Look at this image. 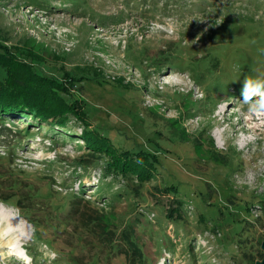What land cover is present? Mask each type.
I'll return each instance as SVG.
<instances>
[{"label": "rangeland", "instance_id": "374dc122", "mask_svg": "<svg viewBox=\"0 0 264 264\" xmlns=\"http://www.w3.org/2000/svg\"><path fill=\"white\" fill-rule=\"evenodd\" d=\"M0 44L59 81L75 110L67 129L0 117V196L15 195L0 207L25 229V249L0 234V264L25 253L41 258L30 264L52 253L50 264H136L101 239L125 228L142 264L262 261L264 129L243 104L217 106L264 72V0H0ZM86 127L107 142L103 157ZM121 151L145 153L152 179L108 170ZM173 199L182 215L168 217Z\"/></svg>", "mask_w": 264, "mask_h": 264}, {"label": "trees", "instance_id": "16d2710c", "mask_svg": "<svg viewBox=\"0 0 264 264\" xmlns=\"http://www.w3.org/2000/svg\"><path fill=\"white\" fill-rule=\"evenodd\" d=\"M20 56H22L21 53ZM20 56L18 51L15 54H11L0 44V69L5 72V77L0 78V117L3 118L6 114L13 116L27 114L40 122L54 124L57 125L58 128L67 129L65 119L61 120L63 117L62 115L69 112L75 113L74 103H71L72 100L70 101L65 97L69 95V92L61 87H56V85L60 84L59 81L48 77L43 70L36 69ZM23 60L25 64L20 62ZM50 81L55 84H52ZM0 121H2V119H0ZM97 134L99 136V132L96 129L90 130L86 127L84 129V135H86L84 142L87 143V141H89L87 146L90 147L89 150L91 151V155L97 154L103 157L102 154L107 150L108 144L101 140L96 142L94 138H96ZM142 153L143 152L132 153L130 151H121V154H118V158L123 162L122 166L118 165L119 160L114 161L113 158L112 160L106 159L107 169L119 174H124L123 172L125 171L136 173L143 184L152 179V175L147 166L148 161L141 156ZM146 168H148L149 175L147 174ZM145 176L149 178L144 180L141 179ZM165 189H170L174 194L177 192L173 186ZM14 196L15 195L0 196V199L2 202H8L10 199H13ZM75 200L76 202L73 203L72 210H75V215L77 214L80 217L82 223H86L85 219L89 218V216H87L85 212L79 213L80 208L78 203L82 201V199L78 197L75 198ZM25 201V199L23 201L22 198H18L16 202L17 208L20 210L24 209L25 206H23L22 203ZM87 202L88 201H85L84 203ZM179 203H181L180 200L173 199L172 204L176 205H172V207L169 208L168 217H173L175 212L179 213L178 215H182L180 213L182 207L178 206ZM26 218L29 222L32 221V216ZM95 221H97V218L93 220L94 223H96ZM99 223L105 228L107 227V224L102 222V220ZM36 239H39V235H36ZM101 239L107 247L111 245L109 248L111 252L117 249L116 251L124 254L127 259L137 261L136 264H142L145 261V255L134 236L133 230H127V228H125L122 231L120 240H111L107 235H103ZM30 256L33 260L41 259L35 254H31Z\"/></svg>", "mask_w": 264, "mask_h": 264}, {"label": "clouds", "instance_id": "9594fccd", "mask_svg": "<svg viewBox=\"0 0 264 264\" xmlns=\"http://www.w3.org/2000/svg\"><path fill=\"white\" fill-rule=\"evenodd\" d=\"M205 21V20H198ZM220 24L217 21V25ZM207 30V29H205ZM255 74L246 76L243 79L241 88L242 99L229 98L227 103L217 106V111L221 108H228L230 104L235 103V106L243 104L246 106L245 115L252 118L254 121L260 123L261 128L264 129V72L252 70ZM161 79H168V77H162ZM55 257V253H52L51 257H47L50 260ZM18 260H21V264H30L29 260H22L21 257L17 256Z\"/></svg>", "mask_w": 264, "mask_h": 264}, {"label": "bare ground", "instance_id": "6f19581e", "mask_svg": "<svg viewBox=\"0 0 264 264\" xmlns=\"http://www.w3.org/2000/svg\"><path fill=\"white\" fill-rule=\"evenodd\" d=\"M24 233L25 229L19 225L14 216L8 210L0 207V234L4 235V241H6L3 247L9 248L7 245H20L21 243V247H23Z\"/></svg>", "mask_w": 264, "mask_h": 264}, {"label": "water", "instance_id": "95a60500", "mask_svg": "<svg viewBox=\"0 0 264 264\" xmlns=\"http://www.w3.org/2000/svg\"><path fill=\"white\" fill-rule=\"evenodd\" d=\"M262 249L264 250V242L262 243ZM257 264H264V258L262 259V261L257 262Z\"/></svg>", "mask_w": 264, "mask_h": 264}]
</instances>
